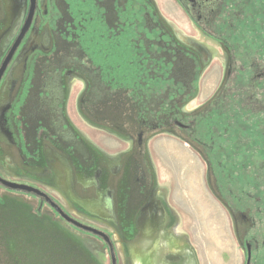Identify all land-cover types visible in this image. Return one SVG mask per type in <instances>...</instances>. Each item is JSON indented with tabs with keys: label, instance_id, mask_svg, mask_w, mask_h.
<instances>
[{
	"label": "flooded vegetation",
	"instance_id": "obj_1",
	"mask_svg": "<svg viewBox=\"0 0 264 264\" xmlns=\"http://www.w3.org/2000/svg\"><path fill=\"white\" fill-rule=\"evenodd\" d=\"M259 111L264 0H0V209L26 195L37 215L96 237L110 264L108 242L58 208L107 235L116 264L115 236L124 264H203L174 242L152 136L189 147L192 187L218 203L241 261L264 264ZM77 120L128 147L103 151Z\"/></svg>",
	"mask_w": 264,
	"mask_h": 264
},
{
	"label": "rangeland",
	"instance_id": "obj_2",
	"mask_svg": "<svg viewBox=\"0 0 264 264\" xmlns=\"http://www.w3.org/2000/svg\"><path fill=\"white\" fill-rule=\"evenodd\" d=\"M218 55L219 53L212 58L216 60L211 62V65L217 66L218 69L221 70L223 59L219 58L220 55ZM214 79L213 83L212 77L209 78L207 82L208 86L206 87L207 90L203 93V96L201 95V99L198 98L195 99V101L205 100L208 96L210 97L213 95L214 91L217 90L218 82H220L219 84L222 83L223 76L217 74L216 76L214 75ZM256 115H264V111H259ZM76 122L80 128L84 129V131L91 136L92 141L105 152L115 154L121 149L128 147L124 141L106 136L105 131L97 128H85L84 124L82 125L79 123L81 122L80 120ZM167 139L168 140L159 138L157 140V137L152 136L146 141V147L158 177L155 192L157 196L165 199L168 206L172 209L174 220L171 229L179 232V234H177L178 236L174 238L175 244L187 245L194 250L198 249L199 258L197 259L198 262L201 260L203 264H244L232 245L231 240H234L233 234L229 225L226 226L227 220L223 219L218 203L212 201L209 197L203 199L205 195H203L204 193L201 194V189L193 188L189 179H187L188 169L190 168V165L188 166L189 160L187 159V154L192 156L187 150L189 147L182 146L181 143H175L173 142L174 140L172 141L169 138ZM164 144H166V146H164ZM175 150L177 155L181 153V150L183 151L181 153L184 159L182 163L181 160L178 162L175 157H172L173 151ZM188 158L190 159L192 157ZM190 169L192 170V168ZM23 198V203H26V205L4 216L12 220V216L17 217V213L22 215L24 211L27 210L28 214L30 212L34 214L35 218L40 220L43 219L46 225L50 226L52 230H56V233L51 235V239L48 243L46 234L42 235L39 228L36 229L29 226V238L34 236V232L36 231L46 239L45 243H43L44 241L41 242L39 238L37 239L38 243L41 242L43 252L37 249L36 257L42 258L49 255L52 256L54 246L51 245V242L56 246L55 253L58 254L59 258L61 255H64V253H61L63 252V246H61L62 244L59 242V237H61L65 241L63 242L65 245L71 246L66 248L71 252L66 258L69 262L67 264H81V262H83V264H110L108 251L102 248L101 242L96 240V237L90 236L88 233L74 231L66 223L57 219L55 215H53L52 218L50 216L37 215V209L35 210V207L33 208V206L29 204V201L32 203L31 200L33 199L30 197L28 198L26 195H24ZM5 203L17 205V203H11L8 200ZM37 212L40 213L39 210H37ZM59 229L64 234V237L60 234L61 232ZM7 231L6 228L0 227V233H6ZM115 241L117 247H115L117 249L116 257L120 264H124V253L116 236ZM81 248L87 249L86 253H81ZM18 249L20 248H17L15 241L4 245L1 240L0 264H10V262L16 260ZM36 257L32 256L31 258L33 264H46ZM54 264H59V261H54Z\"/></svg>",
	"mask_w": 264,
	"mask_h": 264
},
{
	"label": "trees",
	"instance_id": "obj_3",
	"mask_svg": "<svg viewBox=\"0 0 264 264\" xmlns=\"http://www.w3.org/2000/svg\"><path fill=\"white\" fill-rule=\"evenodd\" d=\"M19 207H23V205H20V203H17V205H10L6 203L1 204L0 212L2 217L0 218V227L6 228L8 231L6 233H0V242L2 240V243L5 245L9 242L15 241L17 248H20L16 253L17 259L14 261L11 260L12 262H10V264H33L31 262V258L32 256L36 257L37 249L43 252L41 242L44 241L43 243H45V240L47 239L49 243L51 235H54V233H56V230L54 231L50 228V226L46 225V222H44L43 219L40 220L38 218H35L34 214L30 212L28 214L27 210H25L26 212L24 211L22 215L20 213H17V217L12 216V220H10L7 216H4L7 214H11V212H13L14 210L16 211L20 209ZM29 226H32L36 229L39 228L42 232V235L46 234V239L36 231L34 232L35 235L29 238ZM11 233L13 234L11 235ZM60 234L62 235V237H64V234L62 232ZM38 238L41 240V242L39 243L37 242ZM59 239L60 244H62L61 246H63V252L61 253H64V255H61L59 258L58 254L55 253L56 246L51 242V245L54 246L52 256L49 255L42 258H36L40 259L43 263L46 264H54V261H59V264L69 263L66 258L71 254V252H69V250H67L66 248L71 246L65 245L63 243L65 241L61 237H59ZM86 251L87 249H80L81 253H86ZM81 264H83V262H81Z\"/></svg>",
	"mask_w": 264,
	"mask_h": 264
},
{
	"label": "water",
	"instance_id": "obj_4",
	"mask_svg": "<svg viewBox=\"0 0 264 264\" xmlns=\"http://www.w3.org/2000/svg\"><path fill=\"white\" fill-rule=\"evenodd\" d=\"M8 187L12 188V189H15V190H25V191H35V193H40L38 190L36 189H33L31 187H28L26 185H22V184H15V183H7L6 184ZM41 194V193H40ZM58 208V207H56ZM61 216L64 217L68 222H70L73 226L77 227V228H80L82 229L83 231H86V232H90L94 235H97V236H101L106 242H108V245H109V249H110V258H111V264H116V258H115V253H114V250H113V247H112V244L111 242L109 241V238L107 235H105L103 232L93 228V227H90L88 225H85V224H82L76 220H73L71 218H69L67 215H65L61 209H57Z\"/></svg>",
	"mask_w": 264,
	"mask_h": 264
}]
</instances>
